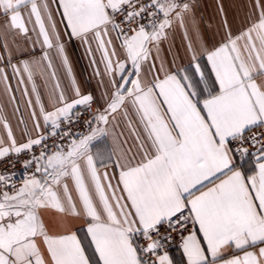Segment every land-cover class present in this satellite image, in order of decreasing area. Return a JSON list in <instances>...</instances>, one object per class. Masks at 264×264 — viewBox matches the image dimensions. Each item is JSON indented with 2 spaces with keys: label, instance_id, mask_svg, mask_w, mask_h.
Masks as SVG:
<instances>
[{
  "label": "snow or ice",
  "instance_id": "6c2138e0",
  "mask_svg": "<svg viewBox=\"0 0 264 264\" xmlns=\"http://www.w3.org/2000/svg\"><path fill=\"white\" fill-rule=\"evenodd\" d=\"M194 7V0H0L7 18L0 46L9 52L0 84L16 112L26 105L35 130L21 115L17 140L0 116V162L21 165L0 171V264H174L166 246L175 241L184 264H264V0H253L236 31L225 17L212 43ZM57 15L106 80L95 111L97 98L77 85ZM174 26L187 41L182 67L160 56ZM30 31L41 57L21 51L13 64L9 34L18 46L15 36L30 40ZM52 49L70 89L61 87ZM36 71L55 81L47 102ZM48 209L83 218L84 234L68 224L52 231L42 218Z\"/></svg>",
  "mask_w": 264,
  "mask_h": 264
},
{
  "label": "crops",
  "instance_id": "0c3cea01",
  "mask_svg": "<svg viewBox=\"0 0 264 264\" xmlns=\"http://www.w3.org/2000/svg\"><path fill=\"white\" fill-rule=\"evenodd\" d=\"M194 5L195 18L199 23L200 34L204 40L212 43L215 39H219V35H217V33L223 34L222 21L225 17L232 26L233 31L241 28L243 24L247 22V20L252 16L251 9L253 7V0H194ZM221 9H223V11H221ZM55 19L57 22V28L61 34V40L65 46L69 63L76 78L77 85L80 87L82 93H91L94 97H96L98 101L97 106H99L102 103V101H100V96L105 90L106 80H102L101 77H97L95 75L84 46L78 39L71 38L70 35L67 34L63 24L60 23L58 15ZM6 20L7 18L5 16L0 15V33H2L6 28ZM28 27L31 29L32 25L29 24ZM188 31L191 37V25H189ZM29 36L30 40H26V38L16 35L15 40L18 41L17 46V44L12 42V34H9V51L12 56L13 64L19 63L21 51L29 54L25 55L23 57L24 59H39L41 57L43 50L39 44L35 45V51H33V42L37 39L36 34L30 31ZM0 44H2V40H0ZM186 44L187 41L183 37V31L174 26L169 32L168 39L161 44L160 56L169 62V66H172V62L174 61L175 67H182L187 64L190 59L185 51ZM48 51L49 55L52 57L53 64L56 67L61 87L70 89V82L60 63L59 57L56 55L55 49ZM8 55L9 52H5L4 48L0 46V57L4 58L3 64H0V66L7 65ZM8 74L9 81L13 89H15L17 87V83L16 80L12 78L10 68H8ZM34 80L36 81L37 88L41 93L42 100L47 102L55 81L50 78V74L48 72L41 76L39 71L35 72ZM27 87L29 88V91H31L30 83L27 84ZM16 95L18 98L23 100L19 92H17ZM21 115L27 123L28 129L33 135H35V130L29 116V110L26 105L22 103L20 112H16L14 105L9 102L8 95L4 92L3 85L0 84V116H3L10 123L17 140L21 139V131L24 127L19 123ZM118 119L120 118L118 117ZM120 122L123 126V121L121 120ZM0 137H6V132L2 125H0ZM99 143L103 146L105 142L102 140ZM107 143L111 144V139H109ZM250 163L251 159H246L244 166L247 167ZM101 171H103V169H101ZM109 172L111 174L112 169H109ZM69 186L71 187L70 182ZM73 195H75L74 192ZM42 218L52 231H63L64 225L68 224L74 229H80V235L84 234L83 218L63 216L51 209L44 210ZM169 255L173 258L174 264H184V257L182 256L181 249L178 250V252L169 253Z\"/></svg>",
  "mask_w": 264,
  "mask_h": 264
},
{
  "label": "built area",
  "instance_id": "2783aa9c",
  "mask_svg": "<svg viewBox=\"0 0 264 264\" xmlns=\"http://www.w3.org/2000/svg\"><path fill=\"white\" fill-rule=\"evenodd\" d=\"M97 107H98L97 104H94L93 108H92V111H95V109ZM89 115H90L89 113H85V119H87ZM83 127H84L83 124L79 125L80 129H83ZM256 131H259V130H256ZM49 143L51 144L52 141H49ZM252 150L253 149L250 147V151H252ZM37 151H39V149H37ZM21 159H23V157ZM20 167H21V165L19 163H17L16 166H15V169H12V168L8 167L7 161L0 162V171H4L5 169H7V171L11 172V171H14V170H19ZM177 245H178V241L171 242L169 245H167L166 247H167L168 252L169 253L178 252V250H180V248Z\"/></svg>",
  "mask_w": 264,
  "mask_h": 264
}]
</instances>
